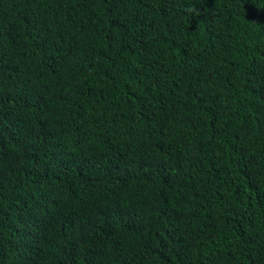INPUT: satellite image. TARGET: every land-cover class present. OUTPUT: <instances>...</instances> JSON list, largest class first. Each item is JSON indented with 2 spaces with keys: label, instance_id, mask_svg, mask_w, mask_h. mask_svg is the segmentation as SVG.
<instances>
[{
  "label": "trees",
  "instance_id": "1",
  "mask_svg": "<svg viewBox=\"0 0 264 264\" xmlns=\"http://www.w3.org/2000/svg\"><path fill=\"white\" fill-rule=\"evenodd\" d=\"M0 264H264V0H0Z\"/></svg>",
  "mask_w": 264,
  "mask_h": 264
}]
</instances>
